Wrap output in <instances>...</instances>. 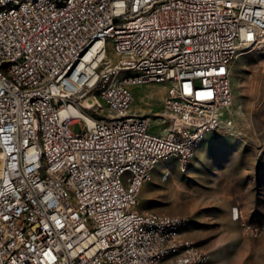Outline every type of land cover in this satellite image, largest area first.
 <instances>
[{
  "label": "built area",
  "instance_id": "2783aa9c",
  "mask_svg": "<svg viewBox=\"0 0 264 264\" xmlns=\"http://www.w3.org/2000/svg\"><path fill=\"white\" fill-rule=\"evenodd\" d=\"M258 35L264 0H41L1 13L0 67L13 76H0V264H205L182 238L186 219L139 212V195L155 167L187 166L220 127L232 45ZM144 65L167 76H114ZM150 84L165 88L162 133L133 111Z\"/></svg>",
  "mask_w": 264,
  "mask_h": 264
},
{
  "label": "rangeland",
  "instance_id": "374dc122",
  "mask_svg": "<svg viewBox=\"0 0 264 264\" xmlns=\"http://www.w3.org/2000/svg\"><path fill=\"white\" fill-rule=\"evenodd\" d=\"M230 68L233 104L220 127L203 136L187 166L155 167L136 209L185 218L182 238L205 253V264H264V44L242 50ZM135 92L133 111L162 133L165 88Z\"/></svg>",
  "mask_w": 264,
  "mask_h": 264
},
{
  "label": "bare ground",
  "instance_id": "6f19581e",
  "mask_svg": "<svg viewBox=\"0 0 264 264\" xmlns=\"http://www.w3.org/2000/svg\"><path fill=\"white\" fill-rule=\"evenodd\" d=\"M76 0H48L50 7H64L67 4H75ZM40 7L41 0H2L0 1V14L11 13L14 9L20 7ZM111 7H125V0H111ZM75 42H82V35H75ZM264 44V35H258L251 43H245L244 49L253 48ZM242 51L241 43H233L232 54L229 55L231 63ZM86 58V50H78L74 53L75 64H82ZM104 64L107 67H120V58L113 55L104 56ZM125 64H135V56H125ZM147 72H151V76H167V71L153 70L151 65H144V68H125L124 70H114V76H146ZM231 75V68L228 65V76ZM0 76H13V72L9 67H0Z\"/></svg>",
  "mask_w": 264,
  "mask_h": 264
}]
</instances>
